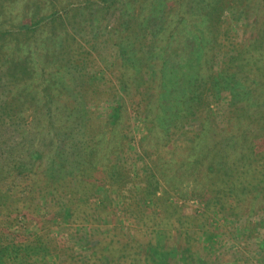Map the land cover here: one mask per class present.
Segmentation results:
<instances>
[{
  "label": "rangeland",
  "instance_id": "374dc122",
  "mask_svg": "<svg viewBox=\"0 0 264 264\" xmlns=\"http://www.w3.org/2000/svg\"><path fill=\"white\" fill-rule=\"evenodd\" d=\"M177 1L118 0L105 14L98 0H0V27L6 28H11L14 20H25L32 3L43 9L72 4L58 25L47 26L44 35L46 78L52 84L48 94L54 95L50 112H45L44 103L48 91L37 89L39 85L33 82L39 71L37 63L38 69L34 65L39 60L32 57V49L36 47L32 35L15 29L11 36H0V178L13 176L14 171H32V165L38 161L43 171L41 180L57 176L75 186L84 160L80 153L95 134L96 118L107 119L123 99L120 80L123 62L134 65L131 80L140 90L133 87L136 97L127 99L123 111L122 153L108 160L110 164L122 162L117 173L123 174V179L108 181L103 162L92 173L101 178L90 201L99 213L72 223L68 212L63 215L64 208L56 206L61 205L60 199L50 202V197L44 195L39 200V219L33 220L27 208L16 217L9 231L11 239L23 242L44 232L54 237L56 248L61 250L51 251L44 264H91L99 259L92 235L96 229L131 237L139 228L129 214L131 198L142 190L151 174L159 178V196L177 203L183 214H197L201 218L197 231L204 254L220 264H264V208L257 205L251 213V207L244 205H216L218 191L214 189L212 175L207 174L208 164L202 169L180 165L181 156L176 152L173 162L166 164L168 152L163 149L166 145L157 134L150 139V127L140 112L144 107H139L141 94L146 99L160 93L161 69L166 65L172 68L174 62H182L183 55L195 53L194 34H199L195 26L219 36L221 49L217 45L213 49L210 55L213 67L211 71H203L206 79L221 72L223 62L231 59L229 52L235 46L261 45L264 0H187V18L182 23ZM171 21L174 23L170 31L174 35L168 37L170 33L163 30ZM208 40L213 46L214 38ZM201 63L200 67H204ZM164 94L159 114L163 108L166 113L177 114L179 111H171L174 92L166 90ZM231 105L232 95L228 91L221 94L220 100L205 97L198 111L180 112V120L170 121V126L186 127L182 139L189 140V130H201L203 120L212 115L223 129L230 124ZM163 131L159 129V133ZM72 195V191L62 194L66 211ZM145 202L154 208L153 198ZM158 211L161 213L162 209ZM51 217L55 219L49 225L46 222ZM177 238L183 242L180 234Z\"/></svg>",
  "mask_w": 264,
  "mask_h": 264
},
{
  "label": "trees",
  "instance_id": "16d2710c",
  "mask_svg": "<svg viewBox=\"0 0 264 264\" xmlns=\"http://www.w3.org/2000/svg\"><path fill=\"white\" fill-rule=\"evenodd\" d=\"M117 1L98 0V3L104 6L105 14H108ZM177 2L179 7L177 12L182 23L187 18L188 11L185 4L187 0ZM71 5L65 3L43 9L32 3V10L26 15L25 20L20 22L14 20L11 28L0 27V36H11L15 29L32 35V42L36 46L32 49V57L36 56L39 60L34 65L36 67L37 63L39 71L33 82L39 85L37 89H41L44 93L48 91L47 99L44 101L47 105L45 112H50L54 95L48 94L52 84L46 78L48 72L47 69L45 71L44 35L47 33V26L58 25L63 18L62 14L68 13ZM172 23L174 22H169L163 30V32L167 31L165 33H170L168 37L174 35V32L170 31ZM194 30L199 33L197 36L194 34L195 53L191 56L183 55L185 57L181 59L180 64L174 62L172 68L166 65L160 70V93L158 96L151 95L146 99L144 94L143 96L141 94L139 107H144L147 111L140 112L143 114V120L150 127L148 135L150 139L155 134L159 139H163L166 145L163 149L167 148L168 152L164 160L166 164L173 162L174 152L181 156L180 165L189 164L190 167L202 169L208 164L207 174L209 177L212 175L214 189L218 191L215 198L218 203L215 201V204L223 207L233 203L244 205L251 207L252 213L257 205L264 208V41L261 45L249 43V45L235 46L229 52L231 59L223 62L221 72L217 76L211 74L206 79L207 76L203 71L207 69L211 71L213 67L214 59L210 58V55L216 45L221 49L218 46L219 36L206 30L200 31L198 26H195ZM208 35L214 38L213 46L209 44L211 41L208 39L211 36L209 38ZM200 61L205 65L204 67H200ZM133 69L134 65L123 62L120 70V80L124 87L121 94L123 99L118 102L116 111L107 119L96 118L95 134L80 153V157L84 160L75 186H71L70 181L65 182L57 176L45 177V180H41L43 171L38 161L32 165V171L25 170L21 173L14 171L13 176L0 178V264H44L51 251L54 253L61 250L56 248L55 239L49 232L23 242L11 239L9 236V231L17 220L16 217L24 213L26 208L32 214L33 220L40 218L38 210L41 196L47 195L51 199L50 202L60 199L61 205L58 206L55 201L56 206L64 208L63 215H67L68 212L72 223H76L83 216L93 217L99 213L90 204L91 199L95 197L94 189L97 187L95 184L101 179L100 176L95 177L92 174L96 171L97 165L103 162L108 173L104 177L108 181L123 179V174L117 173V168L122 162L110 164L108 160L112 155L122 153L123 111L127 108V99L136 97L133 87L136 86L139 90L131 80L133 73L135 74ZM166 90L174 92L175 101L171 111H179L177 114H171L169 111L166 113L164 108L159 114ZM226 91L232 95V105L228 120L230 124L224 125L223 129L217 125L212 115L203 120L201 130H189L187 133V136L191 135L189 140L182 139L186 127L176 125L174 126L176 129H173L170 126V121L180 120V112L194 113L202 107L205 97L220 100L221 94ZM169 114L171 115L167 116ZM89 121L93 124L92 120ZM160 128L164 129L163 133H159ZM31 172L32 174H29ZM59 180L65 184H61ZM144 183L142 190H137L136 195L132 196L133 204L129 211L139 228L131 234V237L118 231L102 233L99 229L94 230L92 234L94 248L99 251V259L91 264H220L201 250V238L197 231L201 218L197 214H183L177 203H171L169 198L159 196V178L155 174L147 177ZM65 191L73 192L67 211L61 198ZM80 195L84 201L79 200ZM149 198L154 199V208L146 206L145 201ZM159 209H162L161 213ZM52 219L55 218L51 217L46 223L50 225ZM178 234L183 242L178 240ZM94 236L97 237L94 239ZM262 247L264 249V239Z\"/></svg>",
  "mask_w": 264,
  "mask_h": 264
}]
</instances>
